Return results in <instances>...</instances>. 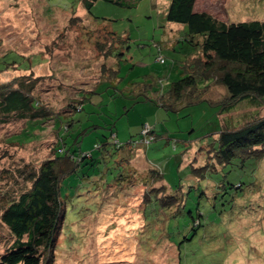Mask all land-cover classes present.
Here are the masks:
<instances>
[{"label":"trees","instance_id":"16d2710c","mask_svg":"<svg viewBox=\"0 0 264 264\" xmlns=\"http://www.w3.org/2000/svg\"><path fill=\"white\" fill-rule=\"evenodd\" d=\"M97 1L79 2L92 15V7ZM105 1L133 6L139 0ZM196 2L170 0L167 9V21L183 24L180 38L184 37L194 47L186 56L185 63L180 62L183 70L169 83L168 89L160 86V82L166 85L162 78L159 82L147 78L130 81L125 87H118L124 78L120 73V63L126 59L124 49L130 38L111 29L106 31V35L114 45L108 44L105 50L106 44L96 41L103 57L108 59L102 62L100 75L94 76L93 84L86 80L81 86H75L76 95L61 106L37 96L41 76L22 74L0 83V132L11 123L22 126L7 137L1 136L6 145L4 155L11 156L10 148L15 145L21 147L41 140L46 132L54 135L48 157L39 166L26 161L17 162L14 166L11 162V165L3 167L0 174V264H52L56 260L61 234L65 235L64 241L71 249L73 243L83 237L84 234H76L73 229V234L68 233L74 211L69 213L67 179L75 174L93 190L101 191L103 196L108 188L120 191L126 186L145 187L139 216L130 220L139 227L128 229L135 235H131V255L136 254L139 263L158 264L156 258L159 256L151 259L148 253L154 252L152 248L155 245L159 247L164 240L174 246L172 258H169L173 264L197 263L195 242L201 230L208 227L200 210L196 216L194 210L188 208L187 194L192 186L187 188L182 183L170 185L155 164L145 161V168H139L134 162L140 155L141 158L145 156L158 137L166 138L167 144L171 137L166 130L159 131L155 124L148 122L143 123L139 137H132L127 142L119 141L115 119H111V113L102 115L98 109L102 102L94 97L104 91L102 84H106L107 89L113 88L111 93L114 95L129 93L134 102L149 100L168 113L203 101L217 106L219 128L209 132L211 137L203 146L206 158L195 163L197 157L193 156L192 172L198 179L207 181L217 198L220 194L221 197L229 194L240 199L245 197L249 203L260 199L259 193L249 194L248 189L245 193L243 182L251 189L254 187V192L264 188V114L256 109L232 119L227 114L245 102L264 108V20L237 21L242 29L259 32L260 36L236 40L230 36L229 22L207 10L197 9ZM92 17L98 22L101 20V25L107 29L104 26L109 25L106 20ZM8 54L0 57V63H6L0 65V73L15 66L26 71L41 62L37 56L21 57L17 53L7 61ZM158 59L165 61L164 57ZM149 76L154 77L153 74ZM217 83L225 86L229 94L222 100L209 96V90ZM78 112H84L86 120L93 116L98 118L99 114L105 122L83 125L84 120L77 115ZM101 126L109 128L110 135L95 144L98 154L92 150L83 151L81 141L84 135ZM179 140H182L180 145L189 144L187 140L177 138L175 146ZM239 173L243 174L240 182L230 178L232 174ZM206 234L217 248L216 257H223L224 262L227 255L221 251L225 247L221 241L222 233ZM4 239L7 243L2 241Z\"/></svg>","mask_w":264,"mask_h":264},{"label":"rangeland","instance_id":"374dc122","mask_svg":"<svg viewBox=\"0 0 264 264\" xmlns=\"http://www.w3.org/2000/svg\"><path fill=\"white\" fill-rule=\"evenodd\" d=\"M79 1L0 0V57L9 52L5 58L7 61L14 58L16 53L21 57L37 56L41 61L26 71L18 70L17 66L4 70L0 73V83L22 74L41 76L37 96L61 106L76 95L75 86H81L86 80L93 84L96 80L94 76L100 75L102 62L108 59L103 57V51L96 41L106 44L105 50L108 49V44H113L110 36L106 35L109 29L130 38L124 49L126 59L120 63V73L124 78L118 87L123 88L130 81L147 78L159 82L162 78L166 85L160 82V86L168 89L169 83L180 76L183 70L180 62L185 63L186 56L194 47L184 37L180 38L183 24L167 21L170 0H139L133 6L98 0L92 7V15ZM196 8L207 10L229 22L233 39L246 40L260 36L259 32L242 29L237 21L264 20V0H197ZM92 16L106 20L109 25L104 26L107 29L103 28L101 20L98 22ZM159 57H164L165 61H160ZM101 89L104 90L102 94L94 95L102 102L98 109H101L102 115L111 113V119H115V133L119 141L127 142L132 137H139L143 123L148 122L155 124L159 131L166 130L171 137L169 144L166 138L158 137L145 152L146 158L140 155L134 162L139 168H145L146 162L155 164L170 185L182 183L187 188L192 186L187 194L188 208H192L196 216L200 210L208 228L201 230L195 242L197 263L189 264H218L223 260L221 256L216 257L217 248L213 240L206 236V233L217 232L222 233L221 241H224L225 247L221 251L227 255L221 264H264V188L254 192V187L251 189L243 182L245 193L248 189L249 194L259 193L261 196L250 203L245 197L240 199L229 194L222 197L220 194L217 198L207 181L198 179L192 172L193 156L196 155L198 159H195V163H201L202 158H206L207 152L203 146L211 137L209 132L219 128L218 107L203 101L168 113L149 100L134 102L129 93L114 95L111 93L113 88L107 89L106 84H102ZM228 95L225 86L219 83L209 90V96L214 99L222 100ZM255 109L264 114V108L245 102L227 116L232 119ZM83 114H77L84 120L83 125L105 122L102 117L99 118V114L98 118L93 116L90 120H86ZM21 127L20 123H11L0 132V174L3 167L11 165V162L14 166L23 161L39 166L48 157L54 140V135L49 132L44 133L41 140L10 148L11 156L3 154L6 145L1 136L7 137ZM109 135L110 129L103 126L90 129L81 141L82 150H92L97 155L99 150L95 144ZM177 138L187 140L189 144L180 145L182 140H179L178 146H175ZM197 149H200L198 153ZM242 175L232 174L230 178L240 182ZM92 188L76 174L68 177V208L69 213L74 211L73 219L69 220L68 233L73 234L74 231L84 235L73 243L71 249L64 241L65 235L61 234L56 260L52 264H141L136 254L131 255V235H135L134 231L129 233L128 229L138 225L130 220L139 216L145 187L126 186L120 191L114 187L108 188L104 196L101 191ZM2 241L7 243L6 239ZM173 248L168 240H164L159 247L155 245L152 248L154 252L149 251L148 254L151 259L159 256L156 258L158 264H173L169 259L172 258Z\"/></svg>","mask_w":264,"mask_h":264}]
</instances>
